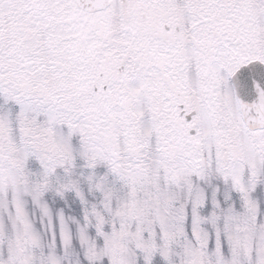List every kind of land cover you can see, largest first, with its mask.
<instances>
[{
	"label": "snow or ice",
	"instance_id": "1",
	"mask_svg": "<svg viewBox=\"0 0 264 264\" xmlns=\"http://www.w3.org/2000/svg\"><path fill=\"white\" fill-rule=\"evenodd\" d=\"M0 264H264V0H0Z\"/></svg>",
	"mask_w": 264,
	"mask_h": 264
}]
</instances>
